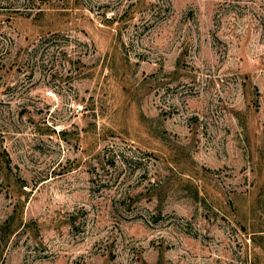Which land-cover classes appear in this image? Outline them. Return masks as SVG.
<instances>
[{
    "label": "rangeland",
    "instance_id": "obj_1",
    "mask_svg": "<svg viewBox=\"0 0 264 264\" xmlns=\"http://www.w3.org/2000/svg\"><path fill=\"white\" fill-rule=\"evenodd\" d=\"M0 264H264V0H0Z\"/></svg>",
    "mask_w": 264,
    "mask_h": 264
},
{
    "label": "trees",
    "instance_id": "obj_2",
    "mask_svg": "<svg viewBox=\"0 0 264 264\" xmlns=\"http://www.w3.org/2000/svg\"><path fill=\"white\" fill-rule=\"evenodd\" d=\"M155 187H157L156 189H158V187H159V186H158V184H157V183H156V186H155ZM7 223H8V221H7ZM8 232H9V231H8Z\"/></svg>",
    "mask_w": 264,
    "mask_h": 264
}]
</instances>
